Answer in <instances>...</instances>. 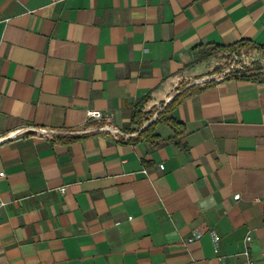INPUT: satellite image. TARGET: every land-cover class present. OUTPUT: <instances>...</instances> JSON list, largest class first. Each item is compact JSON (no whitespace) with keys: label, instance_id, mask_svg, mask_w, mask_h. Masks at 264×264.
Here are the masks:
<instances>
[{"label":"crops","instance_id":"obj_1","mask_svg":"<svg viewBox=\"0 0 264 264\" xmlns=\"http://www.w3.org/2000/svg\"><path fill=\"white\" fill-rule=\"evenodd\" d=\"M239 40L264 0H0V264H264V83L219 75L136 141Z\"/></svg>","mask_w":264,"mask_h":264},{"label":"trees","instance_id":"obj_2","mask_svg":"<svg viewBox=\"0 0 264 264\" xmlns=\"http://www.w3.org/2000/svg\"><path fill=\"white\" fill-rule=\"evenodd\" d=\"M214 53L224 54L225 64L219 65L209 74L210 79H205L201 84L189 86L186 81H181L176 89L171 93V100L167 103L163 110L155 115L150 124L139 133L136 139L142 140L147 137H153L154 128L159 124H175L174 112L176 108L187 98L198 94L208 88L214 86L217 82L215 79L220 76V81L237 79L250 81L255 83H264V47L247 40H239L237 43L229 46L212 47ZM254 54L257 57H254ZM214 77V78H213ZM141 114L135 111L131 118L132 124L140 126L148 121L141 118ZM84 135H63L58 136L57 141L72 143L83 139Z\"/></svg>","mask_w":264,"mask_h":264},{"label":"built area","instance_id":"obj_3","mask_svg":"<svg viewBox=\"0 0 264 264\" xmlns=\"http://www.w3.org/2000/svg\"><path fill=\"white\" fill-rule=\"evenodd\" d=\"M170 102V100H168V103ZM88 118L89 119H102L103 117H102V114L100 113V112H97V111H94V112H90L89 113V115H88ZM30 132V131H29ZM35 132H37L39 135H44V134H46V132H44V131H35ZM26 133H28V130H24V131H22V134H26ZM15 133H12V134H10V135H8V136H5V137H3V139L1 140V141H4V140H6L7 138H11L13 135H14ZM0 177H3V175L2 174H0ZM59 190V192L60 193H64V187H62V188H60V189H58ZM238 197L236 196L235 197V199H237ZM4 206V204L2 203V202H0V209L2 208ZM251 240V237L250 236H247L246 237V242H249Z\"/></svg>","mask_w":264,"mask_h":264},{"label":"rangeland","instance_id":"obj_4","mask_svg":"<svg viewBox=\"0 0 264 264\" xmlns=\"http://www.w3.org/2000/svg\"><path fill=\"white\" fill-rule=\"evenodd\" d=\"M214 57H215V63L217 64L215 67L219 66V65H223L226 63L225 59H224V54L221 53H214ZM254 57H257V55L254 54Z\"/></svg>","mask_w":264,"mask_h":264}]
</instances>
